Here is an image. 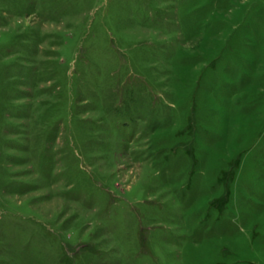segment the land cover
Here are the masks:
<instances>
[{
    "label": "rangeland",
    "instance_id": "obj_1",
    "mask_svg": "<svg viewBox=\"0 0 264 264\" xmlns=\"http://www.w3.org/2000/svg\"><path fill=\"white\" fill-rule=\"evenodd\" d=\"M0 264H264V0H0Z\"/></svg>",
    "mask_w": 264,
    "mask_h": 264
}]
</instances>
